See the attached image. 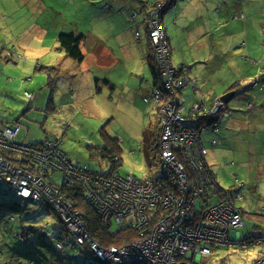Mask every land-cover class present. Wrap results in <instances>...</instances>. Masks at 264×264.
I'll use <instances>...</instances> for the list:
<instances>
[{"label":"rangeland","instance_id":"1","mask_svg":"<svg viewBox=\"0 0 264 264\" xmlns=\"http://www.w3.org/2000/svg\"><path fill=\"white\" fill-rule=\"evenodd\" d=\"M43 1L48 5L43 14L51 12L53 18L64 19L74 12L72 21L76 30H83L86 35L89 32L95 36L83 38L89 44L86 48L109 50L120 59L108 74L118 81L120 87L125 89L116 100H111L110 92H108L109 98H102L98 95L103 92L102 90L97 92L88 85L86 94L81 96L92 101L91 107L88 110L82 108L75 110L77 117L71 114L70 119L73 122H70V128L65 135L63 150L69 154L75 164L86 165L102 172L110 170L109 159L119 153L122 173L131 171L138 177H143L148 173L156 175L160 165L159 153L155 149V144L147 151L143 144V133L149 128L156 129L160 134L157 108L152 103L144 101L150 82L154 78L151 67L146 61L147 55L151 54L150 42L146 36L148 17L146 10L148 8L143 3L137 5L138 3L133 1L131 5L137 9H135L136 11L130 10L127 22L123 17L124 10H116L121 13L119 15L111 14L110 17H107L109 13L107 9L104 10V15H98V19L90 20L86 13H95L101 6L104 8L105 4L110 2L91 0L92 4H88L85 8L84 3H88L90 0H86L87 2L85 0L75 2L74 0ZM255 1L202 0V3H199L201 10L194 9L190 14L187 12L193 9V4L190 3L186 6V2L181 1L179 12L184 7L187 13L186 18L173 21L170 17L172 11L169 10L166 13L165 23L169 28L168 35L171 36L173 61L175 64L185 63L191 67L189 73L198 89L206 93L214 92V94L220 95L226 88L234 86L239 68L248 67L242 60L244 55L248 57L247 60L252 59L250 66L264 68V11L263 18L257 17L255 14L257 7L260 11L264 10V2L257 0V3H253ZM25 2L27 0H0V18L2 17L1 10L7 7L11 16L22 14L23 17L26 16L30 20L35 19L36 17L31 15L30 9L26 10ZM30 3L29 0L28 7H30ZM251 6L253 7L252 18L250 17ZM230 17L233 21L228 23L226 20ZM67 19L70 20V17ZM201 22L206 26H201ZM203 28L206 29V33H202ZM137 32H141L140 38L137 37ZM4 39H9L8 31L0 30V43H3L1 40ZM50 39L55 40L54 34L50 35ZM50 39L46 45L53 50L49 51L48 58L57 61L64 54L57 52L55 44ZM4 51L6 52V50ZM128 52H132V56L126 59L124 56ZM1 54L7 56L3 52ZM10 57L12 58L11 54ZM254 60L259 61L258 64H253ZM5 61L0 58V127L20 119L24 123L20 135L23 136L27 133V140L34 142L43 140L47 135L61 133L65 121H62L64 118L59 112L56 113L55 109H52L51 103L47 102L48 106L41 109L42 111H39L40 109L32 110V107H37V105H33L24 94L25 91L32 93L35 91L40 94L41 98L48 97L50 101L53 84L49 79L51 69L46 70L47 81L41 82L38 75L21 72V69L27 67L24 62L15 60L20 63L15 66V62L11 61L9 67L3 64ZM43 61L45 60H33L31 67L36 73L42 70L34 66V63ZM52 65L55 66V64ZM17 67L19 68L16 69ZM5 68H8L7 71H4ZM136 83H139V91L136 90L138 88L135 87ZM244 85L245 88L249 87L248 83ZM127 88L129 89L127 90ZM130 88H134L133 91ZM189 89L190 87L181 96L186 110L194 103V94ZM238 97L233 98L228 105H234ZM48 111L51 112L48 113ZM248 134L251 135L250 130H247L243 135L244 142H247L245 145L240 144L241 142H238L231 132L227 135L223 132L218 134V138L223 139L224 143L215 145L213 149L216 150L210 158L214 160L219 181L224 188L230 187L235 181L232 172L241 174L243 168L246 169L243 175L245 181L250 184L253 178L256 182L255 177H252L256 174V169H253L255 166L250 147L257 141L250 139ZM213 136V133L208 134L210 138ZM262 140L260 142L264 143V133ZM115 143L119 146L117 147ZM261 175L263 179L264 172ZM259 189H264V180L260 183ZM2 190L5 192H0V264H61L64 259L62 254L50 247L62 234L61 222L63 221H60L56 211L52 207H40L34 203L19 202L18 197L6 185H3ZM249 195L252 196V194ZM249 195H246V199L238 203L245 208L247 213L245 221L251 228L259 222L250 218V215L253 214V207H251L252 200ZM12 215L19 218L25 227L33 226L40 229L45 224H49L50 229L47 231L37 230L36 235V232H28L27 236L30 241L38 240L33 246H28L18 237V223L8 222ZM113 228L115 229L116 226ZM238 230L242 239L249 236V229L246 227H240ZM65 236L68 237L67 234ZM215 253L205 262H203L204 259L195 262L199 264H250L264 253V246L249 249L218 248ZM92 255L90 253L83 255V257L85 256L84 262L102 264L93 252Z\"/></svg>","mask_w":264,"mask_h":264},{"label":"built area","instance_id":"2","mask_svg":"<svg viewBox=\"0 0 264 264\" xmlns=\"http://www.w3.org/2000/svg\"><path fill=\"white\" fill-rule=\"evenodd\" d=\"M175 5L174 0L159 2L149 9L146 20L152 56L162 78V84L144 98L159 109L156 175L122 174L116 168L117 156L108 172L80 166L61 149L60 139L28 141L20 135V121L0 127V181L20 197L52 207L74 244L87 245L104 264H192L193 259L212 257L218 248L264 245L263 233L255 231L242 239L238 231L246 226L238 203L243 182L236 178L233 186L224 188L208 163L206 143H218L217 137L208 134L221 130L224 108L205 95L188 112L181 105L189 77L171 62L170 42L161 26L164 12ZM63 186L69 191L81 187L84 200L105 225L131 228L134 239L122 246L101 245L89 232L81 210L61 193ZM64 241L56 242L59 250L67 247ZM250 264H264V254Z\"/></svg>","mask_w":264,"mask_h":264},{"label":"crops","instance_id":"3","mask_svg":"<svg viewBox=\"0 0 264 264\" xmlns=\"http://www.w3.org/2000/svg\"><path fill=\"white\" fill-rule=\"evenodd\" d=\"M75 1L77 0H74V2ZM107 1L110 3H106L104 8L101 6L95 13H86L90 20L98 19V15H104V10L107 9L109 10L107 17H110L111 14L119 15V13H121L116 12V10H124L125 13L123 14V17L127 22V15H129L130 10L133 9L134 11H136L135 9H137L134 5H131V3H133L134 1L138 3L137 5H139L140 3H143L142 1L146 0ZM160 1L161 0H158V2ZM181 1L186 2V6H188L190 3L193 4V9L191 11H188V14H190L194 9L201 10L199 3H202V1L177 0L178 4H176L171 9L172 13L170 17L173 19V21H178L180 18H186L187 13L184 7L182 8V11L179 12ZM262 1L264 2V0ZM27 2H29V0H27ZM27 2H25V4L28 6ZM30 2L31 5L29 4L30 7H28L30 9V13L32 16L36 17L33 20L26 18V16L23 17L22 14H15L11 16L8 12L7 7H4L1 10L2 17L0 18V30H7L9 39L1 40V42L3 43H0V46H2L0 48H3L2 52L7 56H3L2 54H0V58L5 59L6 61L3 62V64L10 67V54L12 51H14L13 61L15 62V66H18L20 64L19 62H24L27 67L25 69L20 68L21 72L38 75L41 82L47 81L46 70L51 69L49 79L53 84L50 101L48 97L41 98L39 93L33 91L34 98L31 100V102L33 105L36 104L37 108L32 110L40 109L39 111H42L41 109H44L46 106H48L47 102H50L52 105V109H55V112H59V114L64 118L62 121L73 122V120L70 119L71 114H74L75 117H77L76 111L78 109L82 108L88 110V108L91 107L90 105L92 101L89 98L87 99L81 96L86 94L88 85L92 86L97 92H100L102 90V93H98L100 97L106 98L108 97V92H110L112 94V96L110 97L111 100H116L125 89L120 87L118 81L112 78L108 74V72L112 69L113 66H116L119 63L120 59L109 50H98L94 49L92 46L91 48L93 49L86 48L89 44H87L85 42L86 40H83V38L85 36H95L91 35L89 32H87L86 35L83 30H76L75 24L72 21L74 12H72L68 16L70 17V20L67 19L68 17L64 19H56L52 17L51 12L43 14L44 10L48 7L45 1L30 0ZM88 4H92L91 0L88 1V3H84L85 8ZM202 22L200 23V25L205 27L206 25ZM166 29L169 33V28L167 27V25ZM61 32L72 33L76 36L78 34L77 37L82 36V40L80 42V49L84 54V59L82 61L74 60L72 57L68 56L64 52V50L60 49L58 35ZM202 33H206L205 28L202 29ZM53 34L55 36L54 41L50 39V35ZM48 38L55 44L57 52H62L64 54L63 57L61 56V59H58L56 61L48 58L49 51L53 50V48L46 45L49 40ZM4 50H6V52ZM131 56L132 52H128L124 57L126 59H129L131 58ZM19 59L22 60L20 61ZM34 59L45 60L40 63H34V66H37L42 70L39 73H36L31 67ZM247 59L248 57L246 55H244V58H242L244 64L248 67H244L243 69L239 68L236 75V82L238 83V86L234 90L237 92V96L239 97L234 105H226L228 110L222 115V118L220 120L221 130L219 132H223L225 135L231 132V135H233L238 142H241L240 144L245 145L247 144V142H244L243 135L247 130H250L251 135L248 134V137L257 141L255 142L256 146L255 144H253L250 147L251 156L253 158L255 166L253 169H256V174L252 175V177H255L256 182H254L253 178L250 184L245 181V179L243 178L244 171H246L245 168H243L241 174H237L236 172L232 173L233 175H237L238 178L245 181V185L239 189V192H241L244 196L242 197V200L246 199V195L252 194V196L249 195L252 200L251 207H253V214L250 215V218L259 222L251 228H249L246 223L245 227L249 229V233L258 231L264 234V189H259L260 183L264 180V178L262 179L263 176L261 175L262 172H264V143L260 142L263 141L262 139L264 133V68H258V66H250V63H248ZM15 60L19 62H16ZM258 62L259 61H255L254 64H257ZM52 64H55V66H53ZM179 65L188 66L185 63H180ZM18 68L19 67H17L16 69ZM7 69L8 68H5L4 71H7ZM95 75H97L98 77H96ZM246 83H248L249 87L245 88L244 84ZM138 86L139 83H136L135 87L137 88ZM128 89L129 88H127V90ZM130 89L131 91H133L134 88ZM189 91L192 92V87L189 89ZM50 112L51 111H48V113ZM22 137L26 138L27 133ZM223 143L224 141L222 139L221 145ZM215 150L216 149H211L209 158L210 156L212 158V154L215 152ZM211 158L210 161L214 163V160H212ZM243 210L245 215L247 216L245 208H243ZM259 246L264 245L261 244ZM212 257L204 258L203 262Z\"/></svg>","mask_w":264,"mask_h":264},{"label":"trees","instance_id":"4","mask_svg":"<svg viewBox=\"0 0 264 264\" xmlns=\"http://www.w3.org/2000/svg\"><path fill=\"white\" fill-rule=\"evenodd\" d=\"M162 1L163 0H161L160 3ZM199 1H202V0H199ZM142 2H143V4H146V7L148 9L152 8V7H150L151 5L159 3L158 0H155V1L146 0V1H142ZM174 3L178 4L177 0H174ZM253 3H257V0ZM140 4H142V3H140ZM146 7L144 6L145 9H146ZM26 10H29L28 6L26 7ZM252 11H253V7L251 6V10H250V15H251L250 17L251 18H252ZM255 11H256L255 14L257 17L261 16L263 18V11L264 10L260 11L259 7H257V8H255ZM146 12H148V11L146 10ZM165 15H166V12H164V16L161 19V23H162L161 26H163L164 28L166 27V25L164 23ZM226 21H228V23L232 22L233 21L232 17H230ZM136 35L138 37L142 36L141 32H137ZM166 35H167L169 42H170L171 62L174 65L178 66L179 64H175L173 61V47H172L171 39H170V36L168 35V32H166ZM146 36H147V32H146ZM81 40H82V36L77 37L75 34H72V33L61 32L58 35V41L60 44V49L64 50V52L68 56L72 57L76 61H82L84 59V54L82 53V51L80 49ZM148 40H149V37H148ZM251 60L252 59L248 60V63L251 64ZM146 61L148 62L149 66L151 67L152 73L154 75L153 81L150 82L149 89L145 95L146 97L147 96L150 97L152 91L155 88H157L159 85L162 84V78H161L160 70H159L160 66H158V63L156 62V60L154 59L152 54L147 55ZM255 61L256 60L253 61V64ZM237 86H238V83L236 82V83H234V86H230L227 90L228 91L234 90ZM136 90L139 91L140 87L138 86V88ZM146 103H152V102H146ZM35 108H37V107H32V109H35ZM157 117H159L158 110H157ZM67 126L70 127V124H67ZM62 131L64 132L63 134H62ZM67 133H68V131L66 132V130L61 128V133H55L54 135H47L43 138V140H40V142L39 141L34 142L31 140H28V141H31L33 143H41V142H45L48 140H53V139L59 140L60 139L62 142L60 147H61V149H63V145H64V141H65V135ZM158 140H159V134L157 133L156 129L153 130L152 128H149L148 131H145V133H143V144H144V148L146 151L148 149H151V147L154 144H156V142ZM116 146L118 147L119 144H116ZM115 155H120V154L116 153ZM68 156H69V154H68ZM69 158H70V156H69ZM29 167H32V166H29ZM29 170L33 171L30 168H29ZM234 184H235V181L233 182V184L231 186H233ZM3 185H6V184L0 183V192H2V193L5 192V190H2ZM13 193L18 197L19 202L21 201V202H24L26 204H28V203L37 204L32 200L23 201L15 192H13ZM61 193L64 195V197H66L68 199V201H70L75 206L76 210H81V212L84 214V217H86V219H87L86 224H87L89 232L97 241H99L101 243V245H103L105 247L122 246V245L130 243L131 240L134 239V237L136 236V233H134L132 230H129L125 227L115 225L116 228L114 229V228H110L107 225H105L101 216L93 209L92 206H90L84 200L85 197H83V191H82L81 187H73L72 191H69V189L66 188V186H63L61 188ZM60 221H62V219H60ZM8 222L11 224L18 223V225H19L18 237L21 240V242L28 244V246H33L38 241V240H34L33 242L30 241L29 237L27 236L28 232H31V233L36 232L35 233V235H36L37 230L47 231L50 229L49 224H45L42 228L40 227V229L38 227H33V226L32 227L31 226L25 227L23 224H21L19 218H17L14 215H12L10 217ZM61 226H62L61 227L62 234L52 243V245H50L51 248L56 249L57 251H59L62 254L64 259L62 260L61 264H87L84 262L83 258H85V256L83 257V255H85L86 253H90L92 255L93 251L90 250V248L87 245L86 246L75 245L74 240L72 238H69V237L66 238L65 237L64 222H61ZM41 231H39V232H41ZM63 240H65L64 244H66L67 247L64 250H59L56 247V242L63 241ZM195 264H199V263L195 262Z\"/></svg>","mask_w":264,"mask_h":264},{"label":"clouds","instance_id":"5","mask_svg":"<svg viewBox=\"0 0 264 264\" xmlns=\"http://www.w3.org/2000/svg\"><path fill=\"white\" fill-rule=\"evenodd\" d=\"M107 8H108V6H107ZM172 8H170V9H168L167 11H166V13L169 11V10H171ZM147 11H149V9H147ZM135 14H136V12H134ZM164 16V15H163ZM165 29H166V27H165ZM147 32V36L149 37V33H148V30L146 31ZM166 32H167V29H166ZM138 37V36H137ZM140 38V37H139ZM150 41V40H149ZM150 46H151V43H150ZM151 54H152V46H151ZM178 66H180L181 68H184V69H186V68H188L187 66H185V65H178ZM187 88L185 87L184 89H183V91H182V94L180 95V99H181V96L182 95H184V92H185V90H186ZM26 92H28V93H31L33 96H32V98H30V97H28L27 95H26ZM24 94L26 95V97L31 101L33 98H34V93H32V92H29V91H25L24 92ZM209 94H210V92L209 93H206V92H202L200 95L202 96V95H205V96H207V97H210L209 96ZM200 95H199V98H200ZM148 97V96H147ZM181 101H182V99H181ZM197 101V100H196ZM196 101H194V103L196 102ZM183 103V102H182ZM193 103V104H194ZM156 108H157V110H158V113H159V109H158V106L157 105H155L154 103H152ZM193 104H192V106H193ZM191 106V107H192ZM191 107L189 108V109H191ZM157 119H158V123H159V125H160V117H157ZM16 121H20V123L22 124V126L24 127V124H23V122L19 119V120H16ZM65 125H64V130H66V131H68V129L70 128V127H68L67 126V122L65 121V123H64ZM210 132V131H209ZM220 133V132H219ZM218 133V134H219ZM214 134V133H213ZM218 134L217 135H215L214 134V136L213 137H217V139H218V143H221L222 142V139L221 138H218ZM159 136H160V134H159ZM22 137V136H21ZM22 138H24V137H22ZM210 138V137H209ZM24 139H26V138H24ZM158 142V141H157ZM157 142H156V144H157ZM217 143V144H218ZM156 144L154 145L155 146V148H156ZM216 144V145H217ZM206 145L208 146V148H209V154H208V163L211 165V167H212V169H213V172H214V174L218 177V174H217V172H216V168H215V165H214V163H212L210 160H209V155H210V152H211V149H213L214 147H215V145H209L208 143H206ZM88 146H91V145H89L88 144ZM115 156H117L118 158H119V162H118V164L116 165V168H117V170L120 172V173H122L120 170H121V166H122V163H121V156L120 155H113V157H111L110 159H109V162H110V165H111V161H112V159L115 157ZM93 169V168H92ZM95 170H97V169H95ZM127 172H131V171H127ZM126 173V172H125ZM125 173H122V174H125ZM133 173V172H132ZM134 174V173H133ZM148 175H152V174H146V175H144L143 177H138L137 175V177L138 178H144V177H146V176H148ZM236 178L237 179H239L240 181H242L243 182V185L242 186H240V188L241 187H243L244 185H245V181L244 180H242V179H240V178H238V176L237 175H234V179L236 180ZM218 179H219V177H218ZM6 186L11 190V191H13V189L12 188H10L7 184H6ZM239 188V189H240ZM13 192H15V191H13ZM16 193V192H15ZM240 193V195L242 196V197H244L243 196V194L241 193V192H239ZM17 194V193H16ZM20 197V196H19ZM23 201H27L28 199L27 198H23V197H20ZM242 200V199H241ZM240 200V201H241ZM38 204V203H37ZM39 205V204H38ZM40 206V205H39ZM41 207V206H40ZM241 207V206H240ZM241 209H242V211L244 212V210H243V207H241ZM245 214V213H244ZM59 216V215H58ZM60 217V216H59ZM60 219H61V217H60ZM87 220V219H86ZM111 228H113V227H111ZM125 228H127V227H125ZM127 229H129V230H132L131 228H127ZM133 231V230H132ZM239 231V230H238ZM134 232V231H133ZM135 233V232H134ZM240 233V232H239ZM236 247V246H235ZM97 258V257H96ZM98 259V258H97ZM195 261L196 260H194L193 259V264H195Z\"/></svg>","mask_w":264,"mask_h":264},{"label":"flooded vegetation","instance_id":"6","mask_svg":"<svg viewBox=\"0 0 264 264\" xmlns=\"http://www.w3.org/2000/svg\"><path fill=\"white\" fill-rule=\"evenodd\" d=\"M188 68H186L185 70H186V73L188 74V77H189V82L187 83V85H186V88H188V87H192V92L191 93H193L194 94V101H196V100H198L199 99V95L203 92V90H200V89H198L196 86H195V84H194V82H193V79L191 78V76H190V70H191V67L188 65L187 66ZM229 88V87H228ZM228 88H226L225 90H224V92H222L220 95H217V94H214V92H210V94H209V96H210V100L212 101V103L213 104H219V106H221V108H224L223 109V113L224 112H226L227 110H228V108L223 104V105H221V102H222V100H221V96L223 95V94H226L227 92H229L227 89ZM182 105V107H184V111L185 112H188L190 109H188V110H186V108H185V106H184V104H181ZM67 122V121H66ZM67 124H70V122H67ZM0 183H3V184H6L5 182H3V181H0Z\"/></svg>","mask_w":264,"mask_h":264},{"label":"water","instance_id":"7","mask_svg":"<svg viewBox=\"0 0 264 264\" xmlns=\"http://www.w3.org/2000/svg\"><path fill=\"white\" fill-rule=\"evenodd\" d=\"M2 51H3V48H0V54L2 53ZM11 56H12L11 61L14 62L13 61L14 51L11 52ZM236 96H237V92L235 90H231L227 92L226 94H223L221 96V100L227 105Z\"/></svg>","mask_w":264,"mask_h":264}]
</instances>
